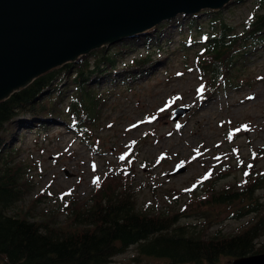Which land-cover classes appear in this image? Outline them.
<instances>
[{
    "label": "rangeland",
    "instance_id": "obj_1",
    "mask_svg": "<svg viewBox=\"0 0 264 264\" xmlns=\"http://www.w3.org/2000/svg\"><path fill=\"white\" fill-rule=\"evenodd\" d=\"M262 13L264 0H232L222 9L189 15L196 19L192 29L181 20L164 32L158 28L160 23L153 27L160 34L157 41L145 36L151 28L140 33L145 35L137 41L128 37L104 45L113 53L124 46L125 50L116 55L117 71L95 86L97 91L105 90L99 121L81 132L79 123L72 126L69 117L54 116L15 130L12 145L20 150L14 158L24 163L33 179V188L22 202L28 215L41 220V212L54 213L62 221L71 195L85 199L97 177L100 181L108 171L129 167L139 208L178 214L190 196L203 195L206 184L200 182L214 181L217 189L242 184L249 161L264 171V40L253 44L255 39H246L244 45L249 47L237 57L227 81L206 96V89L215 82L201 72L196 59L206 44L202 33L209 32L215 17L242 31L253 15ZM90 53L85 57L91 58ZM147 55L151 59L147 70L122 72L123 65ZM125 75L129 82L124 83ZM176 107L189 110L173 120ZM182 166V172L171 174ZM41 193L47 196L32 206V199ZM257 194L264 200V190ZM231 216L228 206H214L191 211L181 222L203 226L207 235L215 230L231 234L248 223L252 214L240 219ZM231 260L223 256L218 264ZM109 264L167 263L138 253L133 245Z\"/></svg>",
    "mask_w": 264,
    "mask_h": 264
},
{
    "label": "trees",
    "instance_id": "obj_2",
    "mask_svg": "<svg viewBox=\"0 0 264 264\" xmlns=\"http://www.w3.org/2000/svg\"><path fill=\"white\" fill-rule=\"evenodd\" d=\"M181 20L192 29L196 19L179 16L158 28L165 32ZM213 20L209 32L202 33L204 52L196 58L201 72L210 74L215 82L206 89L205 96L227 81L226 75L237 57L249 47L244 45L246 39H255L253 44L264 40V13L253 15L242 31H235L219 17ZM158 28L143 35L157 41ZM143 35L130 38L137 41ZM118 50L113 53L107 46L92 50L91 58L84 55L78 62L53 68L0 101V264H109L133 245L138 253L167 264H218L223 256L234 259L264 252V200L257 194L264 190V171L254 168V161L246 166L242 184L217 189L214 181L200 182L206 184L202 185L203 195L190 196L179 214L139 208L129 167L106 172L85 199L71 195L64 205L62 221L55 219L54 213L41 212V220L28 215L22 202L33 188V179L24 163L14 158L20 150L12 145L16 128L37 126L49 117L59 116L69 117L72 126L79 123L84 132L99 121L105 90L97 91L95 86L117 71L116 55L124 52L125 46ZM149 59V55L133 59L123 65L122 72L145 71ZM124 80L129 82V76L125 75ZM41 194L32 199V206L47 196ZM214 206H228L234 218L252 217L231 234L215 230L207 235L203 226L181 222L191 211Z\"/></svg>",
    "mask_w": 264,
    "mask_h": 264
},
{
    "label": "water",
    "instance_id": "obj_3",
    "mask_svg": "<svg viewBox=\"0 0 264 264\" xmlns=\"http://www.w3.org/2000/svg\"><path fill=\"white\" fill-rule=\"evenodd\" d=\"M232 0H0V101L39 75L179 15ZM188 107H176L177 120ZM184 166L175 169L176 175ZM230 264H264V252Z\"/></svg>",
    "mask_w": 264,
    "mask_h": 264
},
{
    "label": "snow or ice",
    "instance_id": "obj_4",
    "mask_svg": "<svg viewBox=\"0 0 264 264\" xmlns=\"http://www.w3.org/2000/svg\"><path fill=\"white\" fill-rule=\"evenodd\" d=\"M198 91L199 92H203V88H201V89H198ZM163 110V109H162ZM244 128H245V130H247L248 129V126L247 125H245L244 126ZM123 158V157H122ZM95 168H96V166H95V164H93V170H95ZM247 174V173H246ZM99 182V177H97L95 180H94V183H98Z\"/></svg>",
    "mask_w": 264,
    "mask_h": 264
}]
</instances>
